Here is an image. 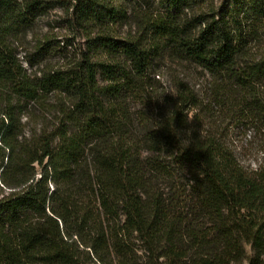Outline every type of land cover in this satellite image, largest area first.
<instances>
[{"label":"trees","instance_id":"16d2710c","mask_svg":"<svg viewBox=\"0 0 264 264\" xmlns=\"http://www.w3.org/2000/svg\"><path fill=\"white\" fill-rule=\"evenodd\" d=\"M119 1L73 0L83 47L44 37L21 60L45 1L0 0V264H264V168L210 121L264 129V0H161L118 40ZM166 60L204 97L184 74L162 92Z\"/></svg>","mask_w":264,"mask_h":264},{"label":"rangeland","instance_id":"374dc122","mask_svg":"<svg viewBox=\"0 0 264 264\" xmlns=\"http://www.w3.org/2000/svg\"><path fill=\"white\" fill-rule=\"evenodd\" d=\"M43 1L45 3L42 4V8L38 9L34 23L28 28L22 29L19 36L14 39L21 60L32 55L35 52L37 41L44 37H49L54 42L60 41L66 45V51L74 54L83 47L86 41L85 36L90 31V26L88 29L80 26L71 16L73 0ZM212 1L215 8L222 4V0ZM161 5V0H121L117 2V6L123 11L125 17H122L116 26H109V28H114L116 39H125L134 35L140 24L147 18L153 14L156 15ZM93 33L96 32L93 31ZM251 50L253 55H264V22L260 33L257 34V39L251 44ZM61 63L59 57H53L50 61L35 66L33 70L38 71L45 65L59 66ZM182 69L183 67H177L176 63L166 60L164 66L158 70L161 72L159 83H157L160 90L165 89V93H168L174 86V77L184 74L180 77L187 78L190 84L198 90L200 96L204 97L210 83L209 78L193 68L188 72H184ZM234 117L233 114L221 117L215 115L210 121L213 122L212 126L217 131L221 130L227 144L231 145L237 159L247 170L263 169L264 129L259 128V125H251ZM210 118L205 114L201 115V120L205 123H208Z\"/></svg>","mask_w":264,"mask_h":264}]
</instances>
